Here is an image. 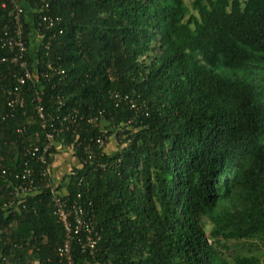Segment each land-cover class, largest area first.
Instances as JSON below:
<instances>
[{"label":"trees","instance_id":"16d2710c","mask_svg":"<svg viewBox=\"0 0 264 264\" xmlns=\"http://www.w3.org/2000/svg\"><path fill=\"white\" fill-rule=\"evenodd\" d=\"M46 1L60 22L33 53L43 0H0V40L25 4L33 74L19 84L0 41V207L25 171L39 188L0 210V264H60L55 193L97 226L74 264H264L244 244L264 241V0ZM53 128L43 164L29 150ZM67 150L79 166L56 185Z\"/></svg>","mask_w":264,"mask_h":264},{"label":"built area","instance_id":"2783aa9c","mask_svg":"<svg viewBox=\"0 0 264 264\" xmlns=\"http://www.w3.org/2000/svg\"><path fill=\"white\" fill-rule=\"evenodd\" d=\"M24 7L25 4H23L22 2L16 5L15 25L13 29H5L3 37L0 40L3 47L8 48L11 52L14 53V56H12L10 59H3L2 62L9 61L11 64L20 66V68L24 70V75L18 78V82L21 85L25 84L26 80L31 79L33 76V74H31L28 69V63L25 60V55L28 52V47L23 39L21 25V19L24 14ZM42 10L44 11V14L40 16L41 21L39 23V26L36 28L35 24H33L32 26V30L34 32L33 38H36L37 41L41 39L43 30H52L60 22L59 18L55 19L50 15H47L50 11V5L46 0H43ZM32 14H34V11L31 12V15ZM60 33H62V31H60ZM56 73L64 74L63 71L61 72L59 70H57ZM15 90L17 91L18 88L15 87ZM16 102V100H11L9 102V106H13ZM38 113L41 119L45 118L42 114V109H39ZM54 119L55 118L51 116L49 118V121L52 122ZM72 119L73 118L71 117H65L63 119V122H71ZM47 122L48 120L44 123L45 128ZM52 131L53 132L48 133L46 136L47 142L45 146H34L29 150L31 156L33 158L37 157L38 160L43 164L47 163L48 154L51 151V148L56 143L54 140L55 133L56 135H59L60 133L58 129L53 128ZM97 142L101 147H103L104 143L102 140L99 139ZM24 173L25 175L21 176L22 181L19 186L15 188L14 193H10L12 200L4 203V205H2V208L0 207V210H3L7 213V210L9 209H15L19 211L21 209H26L25 204L28 198L33 197L39 193V188L38 186H36V182L34 180V172L25 171ZM46 174V172H43L42 176L45 177ZM16 177L19 178V176ZM46 187L49 188L51 186L47 185ZM53 202L55 206V215L66 231V239L63 246L58 251L60 264H74L72 257L73 244L78 245L83 254H85L86 252H90V254L93 255L97 242L90 236L85 238V234L94 232L96 223L94 222L93 224H90L89 222H86L84 216L85 210L83 206L79 205L77 202L73 203L71 206L66 205L65 202L61 201L56 193L53 196ZM95 235L97 236L96 233ZM2 259L3 256L0 253V260ZM28 264H33V262L29 260Z\"/></svg>","mask_w":264,"mask_h":264},{"label":"rangeland","instance_id":"374dc122","mask_svg":"<svg viewBox=\"0 0 264 264\" xmlns=\"http://www.w3.org/2000/svg\"><path fill=\"white\" fill-rule=\"evenodd\" d=\"M29 15L31 14L28 13ZM31 16V15H30ZM37 46V40L36 38L33 39V42H32V46H31V51L34 53V50H35V47ZM111 146L110 149L112 148H115L118 143H117V140L112 137V141L109 143ZM109 149V150H110ZM78 167L79 166V162L78 160L72 155L71 151H64L63 153L61 154H58L57 156H55V159H53V167L55 168V176H54V179L56 180V185H58L61 181L60 177H64L66 175V173H70V171H72V169H74V167ZM59 179V180H58ZM235 243V242H234ZM254 244V245H257V250H254L252 254H264V241H260V240H257L255 242H248V243H244V244ZM230 246H233L232 248L235 249L236 246H238L237 244H229L228 247L230 248ZM240 246H242L240 244ZM240 246L238 248H240ZM254 247V246H253ZM231 248V250L228 251L227 248H225V251L227 253V255H232L233 254V249ZM237 253V252H236Z\"/></svg>","mask_w":264,"mask_h":264},{"label":"crops","instance_id":"0c3cea01","mask_svg":"<svg viewBox=\"0 0 264 264\" xmlns=\"http://www.w3.org/2000/svg\"><path fill=\"white\" fill-rule=\"evenodd\" d=\"M111 147V146H110ZM115 148H112L111 150H114Z\"/></svg>","mask_w":264,"mask_h":264}]
</instances>
